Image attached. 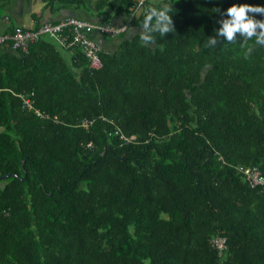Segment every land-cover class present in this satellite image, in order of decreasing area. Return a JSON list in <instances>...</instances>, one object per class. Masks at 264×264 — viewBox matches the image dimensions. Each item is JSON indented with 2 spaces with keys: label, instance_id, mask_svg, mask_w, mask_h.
Listing matches in <instances>:
<instances>
[{
  "label": "trees",
  "instance_id": "obj_1",
  "mask_svg": "<svg viewBox=\"0 0 264 264\" xmlns=\"http://www.w3.org/2000/svg\"><path fill=\"white\" fill-rule=\"evenodd\" d=\"M41 1L101 23L138 4ZM165 4L175 31L145 45ZM245 4L264 0H144L97 70L46 38L0 48V264H264V184L238 171L264 180V46L216 37ZM30 91L46 120L21 109Z\"/></svg>",
  "mask_w": 264,
  "mask_h": 264
},
{
  "label": "built area",
  "instance_id": "obj_2",
  "mask_svg": "<svg viewBox=\"0 0 264 264\" xmlns=\"http://www.w3.org/2000/svg\"><path fill=\"white\" fill-rule=\"evenodd\" d=\"M142 1L144 0H138V4L132 14L118 26L112 25L111 22L101 23L75 17H65L55 22H42L34 28L29 29L20 26H11L9 32L0 33V48L8 47L12 51L25 53L28 45L41 38H46L59 49L70 51L74 49L79 52L86 59L87 67L90 70H97L101 67L99 58L101 48L91 35L97 33L114 38L125 32L132 15L139 12L138 8ZM1 20L8 21V16H2ZM14 95L19 98L22 110L31 112L40 120H46L48 118L46 113L34 106L32 91ZM82 126L85 127L86 123L82 122ZM238 171L242 172L244 181L251 188L263 186L264 180L256 167L238 168ZM210 245L218 253H221L225 249L224 239L220 237L211 239Z\"/></svg>",
  "mask_w": 264,
  "mask_h": 264
},
{
  "label": "clouds",
  "instance_id": "obj_3",
  "mask_svg": "<svg viewBox=\"0 0 264 264\" xmlns=\"http://www.w3.org/2000/svg\"><path fill=\"white\" fill-rule=\"evenodd\" d=\"M172 5H162L159 8L150 7L142 24L143 31L140 35L141 41L145 45L154 44V33H159L163 37L167 33L175 31L172 20ZM216 11H219L216 9ZM250 13L264 16V7L250 5H233L222 15L227 19H221L220 28L217 30L216 37H224L228 43L236 42L237 34L242 38L241 47L244 49V56L248 58L256 46H264V20H257ZM209 37L207 46H217L218 39ZM253 44H248L252 41Z\"/></svg>",
  "mask_w": 264,
  "mask_h": 264
},
{
  "label": "crops",
  "instance_id": "obj_4",
  "mask_svg": "<svg viewBox=\"0 0 264 264\" xmlns=\"http://www.w3.org/2000/svg\"><path fill=\"white\" fill-rule=\"evenodd\" d=\"M90 5L89 8L93 7V0H87ZM77 14L79 19L89 21L90 18H87L86 13L84 12H75L72 10H60L55 9L54 7L48 9L45 7L44 3L41 0H1L0 1V33L9 32L11 26H20L23 28H34L42 22L52 21L55 22L59 19L65 17H75L72 16ZM8 16V21L1 20L2 16ZM125 16L121 18H114L110 22L112 25L118 26L124 21ZM126 19V18H125ZM132 30V29H131ZM131 30L129 33L131 34ZM126 32V31H125ZM92 38L100 46L101 50L110 52L114 49L116 37L111 38L107 35H100L93 33ZM118 42V41H117ZM69 52V58L72 55L73 51L66 50ZM69 60V59H68Z\"/></svg>",
  "mask_w": 264,
  "mask_h": 264
},
{
  "label": "rangeland",
  "instance_id": "obj_5",
  "mask_svg": "<svg viewBox=\"0 0 264 264\" xmlns=\"http://www.w3.org/2000/svg\"><path fill=\"white\" fill-rule=\"evenodd\" d=\"M72 16H75V18H79V16L77 14L74 13V15ZM127 33H129V29L127 30ZM131 33H133V30H131ZM123 36V34H119L115 39H112V40H115V42L117 43L118 39L121 38ZM116 45V44H115ZM58 52L60 53V55L66 60L68 61L69 59V52H67L66 50H63V49H57Z\"/></svg>",
  "mask_w": 264,
  "mask_h": 264
},
{
  "label": "water",
  "instance_id": "obj_6",
  "mask_svg": "<svg viewBox=\"0 0 264 264\" xmlns=\"http://www.w3.org/2000/svg\"><path fill=\"white\" fill-rule=\"evenodd\" d=\"M7 177L9 176V175H6ZM1 178V177H0Z\"/></svg>",
  "mask_w": 264,
  "mask_h": 264
}]
</instances>
